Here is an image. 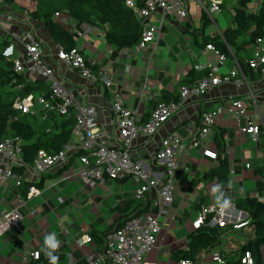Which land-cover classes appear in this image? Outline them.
I'll use <instances>...</instances> for the list:
<instances>
[{"label":"crops","instance_id":"1","mask_svg":"<svg viewBox=\"0 0 264 264\" xmlns=\"http://www.w3.org/2000/svg\"><path fill=\"white\" fill-rule=\"evenodd\" d=\"M29 1L33 4L32 0ZM223 1L221 11L212 15L213 22L203 19L200 9L194 3H188L187 19L170 17L156 46L138 52L134 46L120 48L108 44L104 32L96 25L72 20L65 14L54 16L61 28L71 33L75 46L87 60L90 70L107 74L111 82L109 87L101 80L95 83L87 81L77 71L58 61L59 46L52 41L48 31L41 23L33 21L25 11H19L21 8L28 9V0L17 1L15 7L0 3V39L10 41L17 51H21L27 33L38 37L43 56L52 66L56 77L71 89L76 101L96 107L100 127L105 132L104 140L114 144L116 135L109 112L113 95H120L124 106L135 113L139 123L148 120L157 103L165 102L170 96L178 97L181 86L196 81L203 74L198 70V65L214 62L215 56L205 50V37H215L228 27H235L232 23V6L238 0ZM263 2L250 0L248 10L256 13ZM258 47L255 44L240 51L235 57H228L219 68L220 74H226L233 69L236 61L242 62L243 73L258 106L255 108L248 104L255 119L264 118V78L251 70L246 62L253 58ZM244 90L232 84H224L202 97L190 98L154 137L137 138L130 150L131 157L151 162L160 139L169 132L177 133L187 144L192 137V124L199 121L204 111L215 109L223 100L244 98ZM38 95L34 94V97ZM33 110L35 114L31 116L42 120L41 107L36 109L35 104ZM217 129L225 132L223 153L218 152L214 142ZM73 140L71 135L69 141ZM203 144L205 148L217 151L227 163V181L219 182L209 176L217 167L202 157L201 149L186 148L178 155L179 170L175 176L174 199L161 222L156 247L146 255V260L150 262L179 264V261L187 259L199 264H236L241 255L238 251L252 237L249 227L234 229L223 234L210 250H202L193 257H187L191 236L196 230L192 224L201 206L212 204L219 207L218 200L221 203L224 200L230 202L235 215L231 219L232 223L218 230L221 234L225 228L248 221L246 214L234 207L236 203L246 198L264 203V130L257 137L245 135L240 133L232 119L219 117L212 134ZM75 158L64 166L52 168L43 176L24 171L19 188L10 186L1 193L0 210L16 205L18 196L24 203L20 208L23 216L21 231L10 230L0 237V264H22L21 257L26 244L40 251L38 264H50L46 254L48 252L58 257L57 264H87L86 257L91 250H103V243L96 236L103 237L105 232L125 220L121 209L133 200L137 184L132 180H107L95 188H89L77 178L66 179L64 176L71 167H77ZM41 178H44L43 183L37 186ZM32 186L40 188L41 193L29 199L27 195ZM86 235L92 238L93 244L78 246L76 239ZM46 236L56 244L55 250L45 245ZM261 252L260 264H264V245ZM214 256L219 257L221 262L214 261Z\"/></svg>","mask_w":264,"mask_h":264},{"label":"built area","instance_id":"2","mask_svg":"<svg viewBox=\"0 0 264 264\" xmlns=\"http://www.w3.org/2000/svg\"><path fill=\"white\" fill-rule=\"evenodd\" d=\"M194 3L202 12L203 17L212 21L213 13H219L223 0H125V5L133 12L136 19L142 23L140 41L134 46L141 51L154 48L161 37L162 31L168 26L169 18L185 20L188 17L187 4ZM58 17L59 14L54 15ZM258 50L246 64L264 78V36L257 38ZM11 48V52L8 49ZM205 50L214 56L213 63L198 65L203 76L194 82L179 88L178 101L159 102L152 109L146 122L139 123L135 113L124 106L120 95L114 94L110 106L111 124L115 130V143L108 144L104 140L105 132L100 127L97 109L94 105L76 101L71 89L59 80L41 51V41L33 33H27L22 41L21 51L9 44L1 51V56L13 62V71L22 75L26 82L42 80L48 84L47 94L37 97L30 94L14 101L13 108L19 114L34 115V105L37 103L43 112L42 119L48 114L73 118L71 135L73 141H68L53 154L43 150L36 153L32 164L24 161L22 139L19 136L8 137L0 142V195L10 186L19 188L22 185V172L31 171L35 176H43L56 166H64L71 159L77 164L64 177L77 178L83 185L95 188L107 180H132L137 184L133 199L140 203L143 210L138 215L125 219L119 228H115L104 237L102 251H90L86 257L87 264H155L146 260V255L156 247L160 233L161 222L166 217L174 199L175 176L179 170L178 155L186 148L201 149L202 157L208 159L213 167L218 166V152L205 148L203 142L212 134L215 122L219 117L232 119L240 133L257 137L264 130V118L255 119L250 113V106L257 108L250 83L245 78L239 62L226 74H220L219 68L226 62V57L213 45L205 44ZM57 59L65 67L75 70L91 83L101 80L106 87L110 79L105 72L94 73L88 67V62L79 49L68 51L58 47ZM232 84L235 88H244V98L223 100L213 110L204 111L197 123L190 129L191 139L186 142L175 132H169L160 139L159 146L151 162L132 158L130 150L133 142L139 137H154L168 119L194 97H202L214 88ZM18 88H21L18 85ZM16 119V118H14ZM188 146V147H187ZM77 154V155H76ZM248 166V165H247ZM22 169L21 173L20 170ZM41 189L35 186L29 188L28 198L38 197ZM23 200L18 196L16 205L0 210V237L10 230L21 231L23 220L21 206ZM142 203H147L143 205ZM234 208L201 206L193 228L202 225L209 228H223L232 223ZM247 225L241 222L233 225L240 229ZM80 247L93 244L88 235L76 239ZM37 253L39 255L37 256ZM40 251L29 244L24 247L22 264L40 263ZM213 260L221 262L219 257ZM199 264L183 259L179 264ZM236 264H255L250 252H245Z\"/></svg>","mask_w":264,"mask_h":264},{"label":"trees","instance_id":"3","mask_svg":"<svg viewBox=\"0 0 264 264\" xmlns=\"http://www.w3.org/2000/svg\"><path fill=\"white\" fill-rule=\"evenodd\" d=\"M17 1L20 0H0V3L15 7ZM249 1L238 0L232 6V23L235 27H228L215 37H205V44L213 45L226 57H235L240 51L255 45L256 39L264 35V2L258 11L253 13L248 10ZM32 2L34 7L21 8L19 11H25L33 21L41 23L52 41L66 51L76 48L75 42L71 33L63 30L54 20L56 13L68 15L78 22L100 27L106 42L110 45L131 48L140 41L142 23L125 5V0H32ZM9 44H11L10 41L0 39V142L8 137L19 136L23 141L24 161L32 164L39 150L53 154L70 140L74 120L54 113L48 114L42 120H36L29 114H19L15 111L13 104L16 99L30 94H47L48 84L37 79L26 82L22 75L13 71V62L1 56V51ZM238 62L243 68L242 62L240 60ZM202 76L203 74L199 77ZM18 85L21 88H18ZM42 86L43 88L40 89ZM178 99V97L170 96L165 102H177ZM215 132L216 148L219 153H223L225 132L222 129H217ZM21 171L22 169L20 173ZM226 171L227 163L222 156L218 155V166L210 172L209 176L219 182H226ZM43 180L44 178H41L37 186H41ZM139 207L140 203L134 199L128 202L125 208L121 209L123 217L127 219L140 214L143 210ZM234 207L237 211L244 212L248 218L247 225L241 229L249 227L252 232V237L247 239L238 253L241 257L245 252H250L255 264H260L261 248L264 245V203L246 198L241 203H236ZM121 224L122 222L116 229ZM114 229H109L103 237L96 236L97 240L103 243L104 237ZM219 229L222 228H209L205 225L197 228L191 236L192 241L187 257H193L202 250H210L223 234L234 231L232 227H228L220 234Z\"/></svg>","mask_w":264,"mask_h":264},{"label":"clouds","instance_id":"4","mask_svg":"<svg viewBox=\"0 0 264 264\" xmlns=\"http://www.w3.org/2000/svg\"><path fill=\"white\" fill-rule=\"evenodd\" d=\"M8 52H11V48L8 49ZM218 203H220L221 208H227L229 206V201L224 200L222 203L218 200ZM45 245H47L49 248L55 250L56 244L49 238V236L45 237ZM48 257L50 258V264H57L58 257L52 256L51 252L46 253ZM39 253H37V256ZM184 264H187V262H184Z\"/></svg>","mask_w":264,"mask_h":264},{"label":"rangeland","instance_id":"5","mask_svg":"<svg viewBox=\"0 0 264 264\" xmlns=\"http://www.w3.org/2000/svg\"><path fill=\"white\" fill-rule=\"evenodd\" d=\"M27 3H28V7H29V8H32V7H33V4L31 3V1L28 0ZM226 12H227V11H226ZM39 107H40V106L36 103V109H39Z\"/></svg>","mask_w":264,"mask_h":264}]
</instances>
